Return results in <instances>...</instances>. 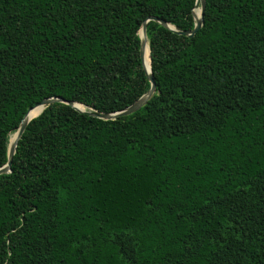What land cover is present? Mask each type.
<instances>
[{"label": "trees", "instance_id": "1", "mask_svg": "<svg viewBox=\"0 0 264 264\" xmlns=\"http://www.w3.org/2000/svg\"><path fill=\"white\" fill-rule=\"evenodd\" d=\"M194 7L0 0V167L44 98L136 101L142 22L191 29ZM146 36L142 107L57 101L26 124L0 174V264H264V0H205L192 37Z\"/></svg>", "mask_w": 264, "mask_h": 264}, {"label": "water", "instance_id": "2", "mask_svg": "<svg viewBox=\"0 0 264 264\" xmlns=\"http://www.w3.org/2000/svg\"><path fill=\"white\" fill-rule=\"evenodd\" d=\"M196 1L199 2V8H200L198 16L202 17V20L195 18L196 15L194 13V9H195V7H194L192 9V15H193V19H194V27L191 29L177 30L171 24L167 23L165 20L158 18V17H152V16L147 17L146 20H144L142 22L141 27H140L139 32H138L139 36H140L139 55H140L141 63H142V66L144 68V71L146 73V76L150 82V87L148 88V90L144 94H142L136 101H134L132 104L126 106L124 109H122L120 111L111 112V113H103V112L99 113V112L90 111V110L85 111V110L79 109L75 105V103H77V102L65 100L61 97H48V98L42 99L40 102H38V103L34 104L32 107L28 108L27 112L22 117L19 125L16 128V131H15L16 137H15L14 141L12 143L8 142L7 161L2 167H0V174L11 172L10 166H11V162H12V157L14 155V152H15V149L17 146L18 139L21 137L26 124L31 119V118L30 119L27 118L28 112L37 106H42V110H43V108L46 105L51 104L52 102H57V101L58 102H64L68 105H71L73 108H75L76 110H78L80 112H86L90 116L98 117V118L105 119V120L114 119L118 116L128 115L130 113H133L134 111H136L140 107H142L147 102V100L153 95V93L155 92V82H154L153 74H152L151 67H150V56L149 55H148V57H149V68H147L145 63H144V47H145V43L146 42L148 43L147 36H146V21H148V20L156 21L159 24H161L162 26L171 29L172 31H174L177 34L192 37L195 34V32H197L200 29V27L202 26L203 10L205 7V0H196ZM140 31H141V34H140ZM78 104H80V103H78ZM42 110L38 114H40L42 112Z\"/></svg>", "mask_w": 264, "mask_h": 264}, {"label": "bare ground", "instance_id": "3", "mask_svg": "<svg viewBox=\"0 0 264 264\" xmlns=\"http://www.w3.org/2000/svg\"><path fill=\"white\" fill-rule=\"evenodd\" d=\"M199 11H200V8H195V9H194V13H195L196 16L199 15ZM140 34H141V31H140ZM143 37H144V36H143ZM148 55H149V48H148V43L146 42V43H145V47H144V63H145V65H146L147 68H149V57H148ZM75 105H76V104H75ZM76 106H77L79 109L84 110L81 106H79V105H76ZM39 108H40V110H39ZM41 108H42V106H37V107L31 109V110L28 112L27 118L30 119V118L36 116V115L41 111ZM35 113H36V114H35ZM11 136H12V135L9 134V143H12V142L14 141V139H15V137H16V134L14 133V135H13V137H12V141L10 142Z\"/></svg>", "mask_w": 264, "mask_h": 264}, {"label": "snow or ice", "instance_id": "4", "mask_svg": "<svg viewBox=\"0 0 264 264\" xmlns=\"http://www.w3.org/2000/svg\"><path fill=\"white\" fill-rule=\"evenodd\" d=\"M195 18L196 19H200V20H202V17H200V16H195ZM152 158H154L153 156H149V159H152ZM145 200H146V202H149L150 203V199H149V197H145Z\"/></svg>", "mask_w": 264, "mask_h": 264}]
</instances>
